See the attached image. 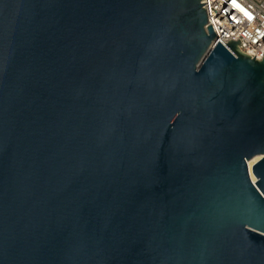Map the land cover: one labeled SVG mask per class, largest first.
<instances>
[{
  "label": "water",
  "instance_id": "1",
  "mask_svg": "<svg viewBox=\"0 0 264 264\" xmlns=\"http://www.w3.org/2000/svg\"><path fill=\"white\" fill-rule=\"evenodd\" d=\"M204 5L0 0V264H264V58Z\"/></svg>",
  "mask_w": 264,
  "mask_h": 264
},
{
  "label": "built area",
  "instance_id": "2",
  "mask_svg": "<svg viewBox=\"0 0 264 264\" xmlns=\"http://www.w3.org/2000/svg\"><path fill=\"white\" fill-rule=\"evenodd\" d=\"M207 13L206 30L212 26L219 43L240 45L241 53L262 61L264 58V0H201Z\"/></svg>",
  "mask_w": 264,
  "mask_h": 264
},
{
  "label": "bare ground",
  "instance_id": "3",
  "mask_svg": "<svg viewBox=\"0 0 264 264\" xmlns=\"http://www.w3.org/2000/svg\"><path fill=\"white\" fill-rule=\"evenodd\" d=\"M259 159H260V157H255L252 161L248 162L249 168H250V176H251V178L253 179L254 182H255L256 178H254L253 175H252V167L255 165V162L257 160H259Z\"/></svg>",
  "mask_w": 264,
  "mask_h": 264
}]
</instances>
